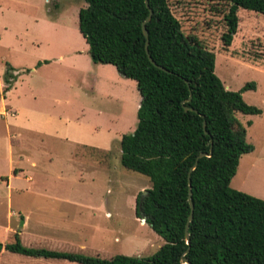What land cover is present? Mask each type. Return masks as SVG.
Listing matches in <instances>:
<instances>
[{
	"label": "rangeland",
	"instance_id": "374dc122",
	"mask_svg": "<svg viewBox=\"0 0 264 264\" xmlns=\"http://www.w3.org/2000/svg\"><path fill=\"white\" fill-rule=\"evenodd\" d=\"M170 6L185 34L216 54L227 90L257 86L242 95L262 115L237 113L255 151L242 156L231 188L264 200V15L240 9L225 50L227 4ZM87 7L84 0H0V242L12 244L18 233L32 249L146 258L165 245L136 216L137 198L152 183L123 167L121 148L138 127L142 96L115 66L92 61L79 31ZM8 67L15 80L4 94ZM0 264L79 263L3 251Z\"/></svg>",
	"mask_w": 264,
	"mask_h": 264
},
{
	"label": "trees",
	"instance_id": "16d2710c",
	"mask_svg": "<svg viewBox=\"0 0 264 264\" xmlns=\"http://www.w3.org/2000/svg\"><path fill=\"white\" fill-rule=\"evenodd\" d=\"M84 1L88 7L79 12V31L92 61L115 66L137 82L142 96L138 127L121 140L122 165L150 179L148 195L137 198L136 216L146 218L165 245L146 258L103 259L28 248L16 233L14 243L0 242V254L9 251L79 264H183V258L191 264H264V200L231 188L242 156L255 151L237 113L262 115L242 95L257 86L227 90L215 73L216 54L185 34L170 6L171 1L227 4L228 31L222 40L228 50L238 33L239 10L264 15V0H149L150 8L146 0ZM150 9L148 49L156 65L149 58L143 30ZM12 71H6L4 94L13 86ZM212 149V156L201 158L191 175L195 211L187 244L189 173L197 158Z\"/></svg>",
	"mask_w": 264,
	"mask_h": 264
},
{
	"label": "water",
	"instance_id": "95a60500",
	"mask_svg": "<svg viewBox=\"0 0 264 264\" xmlns=\"http://www.w3.org/2000/svg\"><path fill=\"white\" fill-rule=\"evenodd\" d=\"M146 4H147V7L150 8L149 0H146ZM152 17H153V11L150 9V14H149V16L147 17V19L143 23V30H144L145 36L147 38V52H148L149 58L152 61V63L156 65V63L154 62V60L150 56L149 49H148L149 48V31L147 29V24L152 20ZM159 68L165 70L163 67H159ZM189 101H190V99H189ZM185 109H186V111H188V108L187 107H185ZM204 127L206 129V127H207L206 123H205ZM212 153H213V149L211 150L210 154H206V153L201 154L197 158V161H196L195 165L192 167V169L190 170V173H189V183H190V196H189V201H190V204H191V214H190V216L188 218V222H187V226H186V241H187V244H190V242H191V237H190V234H189V228H190L191 223L193 222V219H194V211H195V205H194L193 199H192L191 175L194 172V170L198 167L200 159L203 158V157H206V156L211 157L212 156ZM147 195H148V190L144 191L141 194V198L144 199ZM142 221H144L146 223L147 222V219L146 218H143ZM188 252L189 251H187L185 253V255L188 254ZM182 263L183 264H191L188 261L187 258H183L182 259Z\"/></svg>",
	"mask_w": 264,
	"mask_h": 264
},
{
	"label": "crops",
	"instance_id": "0c3cea01",
	"mask_svg": "<svg viewBox=\"0 0 264 264\" xmlns=\"http://www.w3.org/2000/svg\"><path fill=\"white\" fill-rule=\"evenodd\" d=\"M88 54H89V50H88ZM111 149V148H110ZM105 151V153H108L109 154V152H110V150H104ZM144 190V189H143ZM149 190V189H148Z\"/></svg>",
	"mask_w": 264,
	"mask_h": 264
}]
</instances>
